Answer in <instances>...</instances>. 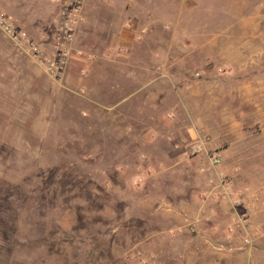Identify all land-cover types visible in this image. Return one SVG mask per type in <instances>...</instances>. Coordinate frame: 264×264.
Returning a JSON list of instances; mask_svg holds the SVG:
<instances>
[{
    "label": "rangeland",
    "instance_id": "374dc122",
    "mask_svg": "<svg viewBox=\"0 0 264 264\" xmlns=\"http://www.w3.org/2000/svg\"><path fill=\"white\" fill-rule=\"evenodd\" d=\"M0 7L49 49L57 0ZM83 15L57 79L0 33V264H264V0Z\"/></svg>",
    "mask_w": 264,
    "mask_h": 264
},
{
    "label": "built area",
    "instance_id": "2783aa9c",
    "mask_svg": "<svg viewBox=\"0 0 264 264\" xmlns=\"http://www.w3.org/2000/svg\"><path fill=\"white\" fill-rule=\"evenodd\" d=\"M83 3L84 0H57L56 21L51 45L47 50L1 7L0 33L17 52L34 62L46 75L57 79L62 75L70 58L82 56L81 50L74 46V35L84 21ZM190 149L192 153L204 156L210 166H216L221 161V153L217 150L210 152L206 147V136L198 132L191 136ZM217 178L219 193L228 195L232 183L224 181L220 174Z\"/></svg>",
    "mask_w": 264,
    "mask_h": 264
},
{
    "label": "crops",
    "instance_id": "0c3cea01",
    "mask_svg": "<svg viewBox=\"0 0 264 264\" xmlns=\"http://www.w3.org/2000/svg\"><path fill=\"white\" fill-rule=\"evenodd\" d=\"M1 36H2V39H4L5 40V42L7 43V44H9L10 46H11V48L13 49V50H15L14 48H13V46L11 45V43L9 42V40L6 38V37H4L2 34H1ZM127 35H126V33H121L120 34V36H119V38H118V41L120 42V43H122L123 45H126L125 43H126V41H128L127 40ZM16 51V50H15ZM17 52V51H16ZM19 53V52H18ZM22 55V54H21ZM27 58V57H26ZM155 58H157V59H160V58H163V59H165L166 60V57L164 56V54H161L159 51H153L152 53H151V59H155ZM165 62H167V61H164L163 63H160L159 62V64H160V66H161V68L159 67V69H161V72L159 71L158 72V75L155 77L156 78V81H160V79L159 78H162L163 76H168L166 73H164L163 71V69H165V68H163V66H164V64H165ZM167 67V66H166ZM154 78V79H155ZM173 78H171V79H168V82L169 83H174V80H172Z\"/></svg>",
    "mask_w": 264,
    "mask_h": 264
}]
</instances>
